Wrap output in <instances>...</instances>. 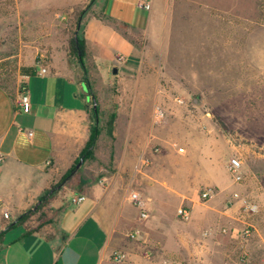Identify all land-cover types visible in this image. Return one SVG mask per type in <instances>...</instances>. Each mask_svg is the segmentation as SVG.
I'll return each mask as SVG.
<instances>
[{
    "label": "crops",
    "instance_id": "crops-1",
    "mask_svg": "<svg viewBox=\"0 0 264 264\" xmlns=\"http://www.w3.org/2000/svg\"><path fill=\"white\" fill-rule=\"evenodd\" d=\"M70 1L52 3L61 8ZM151 8L154 0H93L86 14L83 60L103 74L114 69L118 95L107 100L115 105V119L111 137L103 133L109 139L106 166L99 168L96 182L81 190L63 187L66 190L46 204L39 200L70 169L88 140L94 102L87 84L53 68L22 66L36 68L31 76L19 72L20 85L29 96L28 112L18 107L20 88L11 93L0 86V264H114V252L124 254L121 264H184L185 258L192 264L206 263L208 249L219 244L222 225L233 226L244 218L236 211L237 203L226 208L236 186H224L209 163L202 165L200 141L196 151H190L164 136L170 118L162 68L150 62L155 52L148 45L159 26ZM41 68L46 72L40 73ZM156 108L161 110L158 120ZM186 132L181 130L184 138L194 136ZM208 183L224 184L225 192L205 203L185 199L187 189ZM132 192L145 202L146 220L139 219L129 200ZM79 195L84 199L72 204ZM180 206L190 210V221L176 217ZM28 210L33 215L7 227ZM36 214L43 223L31 220ZM135 230L142 238L127 237ZM229 237L236 251H249V242L234 234Z\"/></svg>",
    "mask_w": 264,
    "mask_h": 264
},
{
    "label": "rangeland",
    "instance_id": "rangeland-1",
    "mask_svg": "<svg viewBox=\"0 0 264 264\" xmlns=\"http://www.w3.org/2000/svg\"><path fill=\"white\" fill-rule=\"evenodd\" d=\"M49 1L0 0V84L14 92L20 88V68L35 65L83 81L91 91L94 103L89 123L96 124L98 137L102 135L98 148L95 153L97 137L91 156L84 158L79 154L73 162L72 166L80 164L70 181L60 183L63 175L51 187L49 194L53 196L64 188L79 191L98 180L100 167L107 163L104 153L109 139L103 136L106 113L114 112L115 107L107 100L118 92L114 69L100 73L89 61L82 60L81 65L66 52L78 14L93 0H71L61 8ZM154 8L150 11L159 26L148 46L155 52L150 62L162 68L161 84L170 118L164 136L190 151H196L200 141L202 165L209 163L215 169L214 177L224 186H236L233 192L257 205L255 212L237 207L244 218L233 226L222 225L218 246L209 248L206 263L200 264H264V0H154ZM176 99L183 103L178 105ZM94 108L96 119L91 114ZM183 128L187 130L184 135L190 130L194 136L184 138ZM232 156L241 161L245 175L242 184H234L226 172ZM223 185L208 183L195 190L187 189L185 199L191 197L196 203H205L215 193L225 192ZM206 190L212 195L204 200L201 193ZM231 194L225 201L226 208L230 207L227 202ZM186 200L184 206H188ZM41 218L36 214L31 220ZM231 228L250 230L251 235L243 240L251 244L245 252L247 260L241 258L245 253L235 250L229 232L221 231ZM256 246L259 249L253 251ZM183 262L192 264L188 258Z\"/></svg>",
    "mask_w": 264,
    "mask_h": 264
},
{
    "label": "built area",
    "instance_id": "built-area-1",
    "mask_svg": "<svg viewBox=\"0 0 264 264\" xmlns=\"http://www.w3.org/2000/svg\"><path fill=\"white\" fill-rule=\"evenodd\" d=\"M144 9H149L148 4H141L140 5ZM46 70L41 68L40 73H45ZM177 104H182L183 101L181 99L175 100ZM18 107L22 112H28L30 109V101L29 96L27 93V90L25 87L20 86L19 94H18ZM161 115V110L159 108H156L154 111V116L158 120ZM28 136H31V133H28ZM226 172L230 177V180L234 184H242L245 181V175L243 172L242 164L240 159L237 156H232L228 159L226 164ZM212 195V192L210 190H206L201 193V198L206 200ZM129 200L131 201L132 205L138 210V217L140 220H146L148 218V212L145 206V202L140 198V196L132 192L128 196ZM84 199L83 195L76 196L71 200L72 204H77L80 201ZM229 205L232 204H238V206L244 211V212H255L257 210V205L250 203V201L247 200L246 197L241 196L237 192H233L231 194V197L229 198L228 202ZM2 217L4 219L8 218V215L6 213L2 214ZM176 217L182 221V222H188L190 220L191 214L190 210L187 207L180 206L176 209ZM222 233L229 232L230 234H234L237 237H239L242 240L247 239L251 233L248 228H242L241 230H237L236 228H231L229 230L222 229ZM128 238L131 239H138L142 238V233L138 230H135L132 233L127 234ZM124 254L121 252H114L111 256L112 262L114 264H121L124 260Z\"/></svg>",
    "mask_w": 264,
    "mask_h": 264
},
{
    "label": "trees",
    "instance_id": "trees-1",
    "mask_svg": "<svg viewBox=\"0 0 264 264\" xmlns=\"http://www.w3.org/2000/svg\"><path fill=\"white\" fill-rule=\"evenodd\" d=\"M90 4H88V6L83 9L77 16L76 18V29L75 31L72 33V35L70 36V38L67 40L66 42V52L68 54V57H74L77 62H79L82 65V60L84 57V37H83V30L81 27L82 24V19L84 14L87 12L88 8L90 7ZM36 71L35 67H23L20 68V73L26 76H31L34 75ZM22 85V84H21ZM20 85V86H21ZM1 87H3L0 84ZM4 88V87H3ZM91 114L93 116L94 119H96V115H97V108L96 109H92L91 110ZM115 119V115L114 112H112L109 117L108 120L106 122V132L107 134L111 137L112 134V128H113V121ZM98 137V128L96 126V124H92L89 128V136H88V140L84 146V148L81 150L80 152V157H90L92 154V149L94 146V143L96 141ZM75 166H72L67 173L64 174V176L62 177V179L60 180V183H67L70 181V179L75 175L76 173ZM50 190H47L46 192H44V194L42 196H40L39 200L40 201H45L46 199H50L52 194H49ZM48 195V196H47ZM38 210V208L36 207V209L34 211ZM32 210H28L26 213L20 215L17 217V221L16 223H10L9 225H7L8 228L13 227L15 224L20 223V222H24L26 219H28L30 217V215L33 214ZM2 234V232L0 233V235Z\"/></svg>",
    "mask_w": 264,
    "mask_h": 264
},
{
    "label": "water",
    "instance_id": "water-1",
    "mask_svg": "<svg viewBox=\"0 0 264 264\" xmlns=\"http://www.w3.org/2000/svg\"><path fill=\"white\" fill-rule=\"evenodd\" d=\"M94 109H95V108H94ZM79 164H80V163H78V164L75 166V169H77V168L79 167Z\"/></svg>",
    "mask_w": 264,
    "mask_h": 264
}]
</instances>
